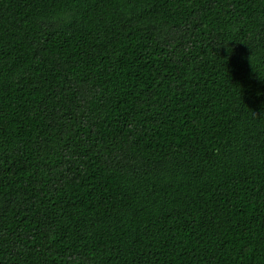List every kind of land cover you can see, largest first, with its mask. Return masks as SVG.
<instances>
[{"label":"trees","instance_id":"16d2710c","mask_svg":"<svg viewBox=\"0 0 264 264\" xmlns=\"http://www.w3.org/2000/svg\"><path fill=\"white\" fill-rule=\"evenodd\" d=\"M0 264H264V0H0Z\"/></svg>","mask_w":264,"mask_h":264}]
</instances>
